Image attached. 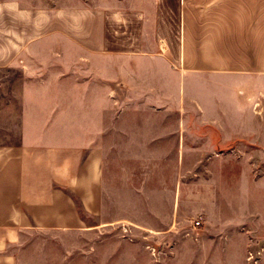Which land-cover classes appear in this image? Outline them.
<instances>
[{"label":"crops","instance_id":"0c3cea01","mask_svg":"<svg viewBox=\"0 0 264 264\" xmlns=\"http://www.w3.org/2000/svg\"><path fill=\"white\" fill-rule=\"evenodd\" d=\"M15 2L26 16L0 19V264H107L108 235L139 229L228 245L235 158L264 173V0ZM140 173L162 188L153 225Z\"/></svg>","mask_w":264,"mask_h":264},{"label":"rangeland","instance_id":"374dc122","mask_svg":"<svg viewBox=\"0 0 264 264\" xmlns=\"http://www.w3.org/2000/svg\"><path fill=\"white\" fill-rule=\"evenodd\" d=\"M234 164V204L223 212L225 218L234 219V234L229 237L228 245L199 253L186 248L179 239L170 247L163 238L148 235L145 230L139 229L127 236L128 232L124 231L121 240L108 235L107 264H264V201L261 203L258 190L259 186L263 187L264 173H248L243 166L244 158H235ZM157 176L156 173L139 174L140 223L153 225L156 216L163 214L162 205L156 203L162 196ZM230 188L229 181L226 193L229 201L233 196ZM249 253L253 255L251 260Z\"/></svg>","mask_w":264,"mask_h":264},{"label":"clouds","instance_id":"9594fccd","mask_svg":"<svg viewBox=\"0 0 264 264\" xmlns=\"http://www.w3.org/2000/svg\"><path fill=\"white\" fill-rule=\"evenodd\" d=\"M7 13L12 19L24 18L26 13L18 8V4L15 2L0 4V19Z\"/></svg>","mask_w":264,"mask_h":264},{"label":"built area","instance_id":"2783aa9c","mask_svg":"<svg viewBox=\"0 0 264 264\" xmlns=\"http://www.w3.org/2000/svg\"><path fill=\"white\" fill-rule=\"evenodd\" d=\"M195 225H196V226H199V222H196ZM248 258H249V260H251V259L253 258L252 253H249V254H248Z\"/></svg>","mask_w":264,"mask_h":264}]
</instances>
